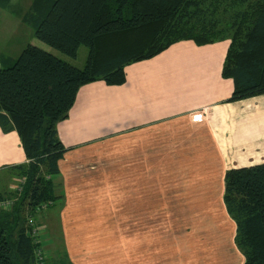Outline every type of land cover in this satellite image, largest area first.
I'll return each instance as SVG.
<instances>
[{
    "label": "crops",
    "instance_id": "crops-1",
    "mask_svg": "<svg viewBox=\"0 0 264 264\" xmlns=\"http://www.w3.org/2000/svg\"><path fill=\"white\" fill-rule=\"evenodd\" d=\"M228 46L227 40L179 42L129 64L123 84L96 80L80 87L68 117L56 126L68 148L56 177L64 193L62 224L91 205L97 190L112 184L119 191V179L108 182L105 176L126 174L129 213L138 206L133 220L144 224L145 240L142 247L133 245L131 255L147 254L143 264L245 263L224 203L225 173L239 159L264 155V94L229 101L233 80L222 73ZM25 162L18 133L0 126L1 183L8 167ZM152 176H159L160 185L170 177L185 191L190 208L184 217L174 203L172 213L163 215V209L151 218ZM138 189L143 203L136 204ZM177 228L178 237L170 235ZM156 238L168 245H156Z\"/></svg>",
    "mask_w": 264,
    "mask_h": 264
},
{
    "label": "trees",
    "instance_id": "trees-1",
    "mask_svg": "<svg viewBox=\"0 0 264 264\" xmlns=\"http://www.w3.org/2000/svg\"><path fill=\"white\" fill-rule=\"evenodd\" d=\"M10 0H0L4 5ZM25 23L36 39L70 57L89 48L84 68L50 49L28 44L17 58L0 57V126L16 131L27 162L8 167L20 190L0 181V264H35L27 221L64 197L56 177L68 148L58 122L68 117L81 86L120 85L125 68L174 44L229 41L223 76L233 80L229 101L264 94V0H33ZM5 179V178H4ZM224 203L237 225L244 264H264V155L239 159L225 173ZM48 255L46 264H52Z\"/></svg>",
    "mask_w": 264,
    "mask_h": 264
},
{
    "label": "rangeland",
    "instance_id": "rangeland-1",
    "mask_svg": "<svg viewBox=\"0 0 264 264\" xmlns=\"http://www.w3.org/2000/svg\"><path fill=\"white\" fill-rule=\"evenodd\" d=\"M32 3L33 0H10L4 5L0 4V57L17 58L28 44L36 42L50 49L58 58L67 63L77 68H84L89 54L88 47L81 46L77 56L70 57L36 39L32 27L25 23ZM123 166L126 167V165ZM6 174L5 184L7 188L14 190L19 185L20 178L13 176L8 168ZM157 177L159 176H152L151 218H158L157 215L163 209V215H167L169 211H172L171 205L174 203L180 205L174 208L179 212V216L184 217L190 208L187 207L188 201L183 194L185 191L180 190V186L173 183L170 177L163 185H160ZM105 178H108V182L119 179V191H112V184L108 185L106 191L100 193L97 190V197L89 201L91 205L81 208V211L77 208L76 214L71 212L70 214L75 215L74 218L68 214L69 220L65 223L62 224V215L60 216L61 203L42 212L39 219L45 227L42 245L47 255L50 256L49 258L57 259L52 264H143L148 260V258L144 260L147 254L131 255L133 245L142 247L145 240L141 236L144 224L134 221L138 218V216L135 217V213L138 215V206L134 215L129 213V211L132 212V208L128 206L129 192L123 187L127 185V181L124 180H128V176L125 174L105 176ZM140 178L142 180V177ZM134 200L136 204L143 203V193L139 194V189L132 201ZM150 228L149 230L154 235L152 225ZM179 234L180 229H174L170 233L174 237H178ZM154 243L162 246L168 245L166 239L156 238Z\"/></svg>",
    "mask_w": 264,
    "mask_h": 264
},
{
    "label": "built area",
    "instance_id": "built-area-1",
    "mask_svg": "<svg viewBox=\"0 0 264 264\" xmlns=\"http://www.w3.org/2000/svg\"><path fill=\"white\" fill-rule=\"evenodd\" d=\"M24 182V179H19V185L15 188L16 190H20V184ZM13 204L12 200H3L0 201V207H2L5 210H9ZM27 226L29 227L28 233L31 236L33 243L36 245L35 248V264H46L47 262V252L43 248V241H42V236L43 233L45 232V227L43 225H36L35 220L33 217H29L27 221Z\"/></svg>",
    "mask_w": 264,
    "mask_h": 264
}]
</instances>
